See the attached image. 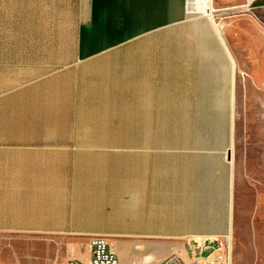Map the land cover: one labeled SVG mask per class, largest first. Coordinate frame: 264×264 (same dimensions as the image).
Masks as SVG:
<instances>
[{
  "label": "crops",
  "instance_id": "obj_1",
  "mask_svg": "<svg viewBox=\"0 0 264 264\" xmlns=\"http://www.w3.org/2000/svg\"><path fill=\"white\" fill-rule=\"evenodd\" d=\"M263 12L0 0V234L79 241L48 264L88 262L94 237L121 264H264V135L238 129L264 113Z\"/></svg>",
  "mask_w": 264,
  "mask_h": 264
},
{
  "label": "rangeland",
  "instance_id": "obj_2",
  "mask_svg": "<svg viewBox=\"0 0 264 264\" xmlns=\"http://www.w3.org/2000/svg\"><path fill=\"white\" fill-rule=\"evenodd\" d=\"M259 16L264 21V12L260 13ZM247 114L242 113L243 117L238 120V129L241 128V134L252 137L263 136L264 113L250 112ZM246 120L249 123V127L244 126ZM245 146V144L240 145L243 153ZM243 153L241 155L239 152L237 153V163L241 165L243 164L242 160L245 158ZM247 158H249V155ZM73 242L77 243L79 241L71 238L0 234V264H48L46 255L56 258L60 254L65 253L69 248L73 253L79 252L81 244L76 248L74 245V247L71 245ZM30 250L32 251L31 254L27 253ZM213 254L214 252H203L202 255L200 252L197 254L190 253L189 259L182 261L184 264H196L195 261L199 259L202 261L200 264H230L228 257L226 258L220 253Z\"/></svg>",
  "mask_w": 264,
  "mask_h": 264
},
{
  "label": "built area",
  "instance_id": "obj_3",
  "mask_svg": "<svg viewBox=\"0 0 264 264\" xmlns=\"http://www.w3.org/2000/svg\"><path fill=\"white\" fill-rule=\"evenodd\" d=\"M200 254L202 255L203 252H200ZM66 264H121V262L105 238L94 237L89 245L88 262H83L80 260H70ZM158 264H184V263L180 259V257L173 255L167 257Z\"/></svg>",
  "mask_w": 264,
  "mask_h": 264
},
{
  "label": "bare ground",
  "instance_id": "obj_4",
  "mask_svg": "<svg viewBox=\"0 0 264 264\" xmlns=\"http://www.w3.org/2000/svg\"><path fill=\"white\" fill-rule=\"evenodd\" d=\"M204 3H205V2H204ZM115 245H116V244H115ZM206 260L208 261V259H206ZM195 263H196V264H200V263H202V261L198 259V260L195 261Z\"/></svg>",
  "mask_w": 264,
  "mask_h": 264
}]
</instances>
